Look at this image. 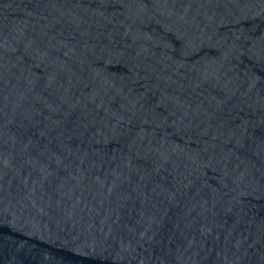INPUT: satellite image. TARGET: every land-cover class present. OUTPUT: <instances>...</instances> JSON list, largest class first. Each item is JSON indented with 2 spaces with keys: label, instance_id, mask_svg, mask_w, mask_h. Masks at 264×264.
Returning <instances> with one entry per match:
<instances>
[{
  "label": "water",
  "instance_id": "obj_1",
  "mask_svg": "<svg viewBox=\"0 0 264 264\" xmlns=\"http://www.w3.org/2000/svg\"><path fill=\"white\" fill-rule=\"evenodd\" d=\"M0 264H264V0H0Z\"/></svg>",
  "mask_w": 264,
  "mask_h": 264
}]
</instances>
